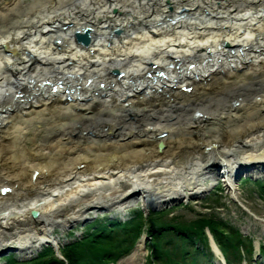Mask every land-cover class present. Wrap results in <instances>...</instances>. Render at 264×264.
Returning a JSON list of instances; mask_svg holds the SVG:
<instances>
[{
	"label": "bare ground",
	"instance_id": "6f19581e",
	"mask_svg": "<svg viewBox=\"0 0 264 264\" xmlns=\"http://www.w3.org/2000/svg\"><path fill=\"white\" fill-rule=\"evenodd\" d=\"M244 176L264 177V0H0V251L220 179L243 207Z\"/></svg>",
	"mask_w": 264,
	"mask_h": 264
},
{
	"label": "rangeland",
	"instance_id": "374dc122",
	"mask_svg": "<svg viewBox=\"0 0 264 264\" xmlns=\"http://www.w3.org/2000/svg\"><path fill=\"white\" fill-rule=\"evenodd\" d=\"M239 197L243 207L231 198L222 179L200 197L172 201L163 207L145 210L136 196L130 197L122 201V209H92L86 219L64 231L56 229L55 234L69 237L59 249L46 246L27 258L11 250L1 254L2 250L0 264H44V259L63 262V250L69 247L78 263L224 264L211 251L212 236L229 264H264V226L260 223L264 221V177L244 176ZM124 222L130 225L121 227ZM104 225L107 229L102 232ZM141 234L147 238L139 254L133 256Z\"/></svg>",
	"mask_w": 264,
	"mask_h": 264
},
{
	"label": "trees",
	"instance_id": "16d2710c",
	"mask_svg": "<svg viewBox=\"0 0 264 264\" xmlns=\"http://www.w3.org/2000/svg\"><path fill=\"white\" fill-rule=\"evenodd\" d=\"M130 225V223H128V222H124L123 224H122V226L121 227H123V226H129ZM101 231L103 232L105 229H107V225H104V226H102L101 227ZM108 230H106V232H107ZM108 241H109V239H107ZM106 240V241H107ZM110 242V241H109ZM73 253V254H72ZM63 254H64V256H65V258L67 259V262H68V264H90L89 262H86V261H84V262H79L78 263V259L74 256V250H73V248L72 247H69V248H65L64 250H63ZM99 258H101V257H99ZM45 261L43 262L44 264H66V262L65 261H56L55 259H51V261H48L47 259H44ZM92 261H95V260H92ZM93 263V262H92Z\"/></svg>",
	"mask_w": 264,
	"mask_h": 264
},
{
	"label": "water",
	"instance_id": "95a60500",
	"mask_svg": "<svg viewBox=\"0 0 264 264\" xmlns=\"http://www.w3.org/2000/svg\"><path fill=\"white\" fill-rule=\"evenodd\" d=\"M35 214V213H34ZM34 216V215H33ZM5 253H7V251H5V252H2L1 254H5Z\"/></svg>",
	"mask_w": 264,
	"mask_h": 264
}]
</instances>
